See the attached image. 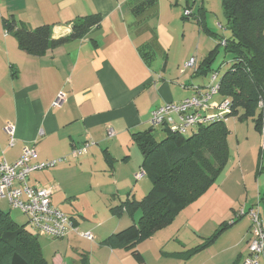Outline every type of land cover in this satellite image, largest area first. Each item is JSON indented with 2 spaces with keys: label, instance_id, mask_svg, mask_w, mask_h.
Returning <instances> with one entry per match:
<instances>
[{
  "label": "crops",
  "instance_id": "1",
  "mask_svg": "<svg viewBox=\"0 0 264 264\" xmlns=\"http://www.w3.org/2000/svg\"><path fill=\"white\" fill-rule=\"evenodd\" d=\"M129 1L0 0V162L6 160L14 164L25 148H34L37 152L34 163L63 159L54 167L33 173L28 183L52 188V205L73 220L78 232L94 236L93 242L77 233L54 239L62 242L59 245L72 248L73 256L64 257L55 251L49 258L44 256L49 264H138L131 250L112 249L103 244L109 236L140 219L139 213L132 217L125 210L116 214L113 209L128 199L140 201L150 192L147 176L136 180V174L142 170L143 156L134 135L152 128L150 117L155 109L195 96L194 87L208 91L212 75L219 72L213 65L206 68L205 59L210 53L207 55L205 49L200 48L202 38L197 47L201 59L196 58V68L182 72L195 55L187 47L185 34L181 38L176 30L181 27V20L195 16L194 0H187L182 11L181 0H175L176 3L159 0L157 8L146 13L142 21L133 15ZM186 10L192 12L190 17L185 16ZM93 14L102 16L100 27L85 38L68 41L40 57L23 52L5 24L15 21L19 27L32 30L49 25L52 38L59 40L72 34L76 18ZM204 26L207 27L206 23ZM186 29L187 25L183 24L185 32ZM208 32L215 39L213 33H216L209 29ZM146 45L155 55L150 64L141 54V48ZM222 75L219 73V80ZM206 77H210L207 87L200 82V78ZM60 94L65 97L57 106ZM216 96L214 102L223 100L220 94ZM231 120L237 119L231 117L226 124ZM10 125L15 129L13 142L7 132ZM233 126L239 125L234 123ZM108 129L114 131L113 138H108ZM257 132L258 157L256 152L249 162L254 169L259 168L258 162L264 161L261 131ZM232 137L230 132L229 148ZM88 142L94 145L84 155H73L75 148ZM241 149L238 141V153ZM232 158L234 168L225 185L239 168H245L246 172V155L242 153L237 159ZM247 174L243 176L245 181ZM257 198L259 203L263 201L260 193ZM243 219L191 260L171 264H243L249 255L252 227L249 217L248 222ZM244 223H247L245 230L236 234L234 241L217 246L227 234L238 233L237 228ZM164 244L151 240L137 245L136 250L146 264H166ZM50 246L58 244L51 242Z\"/></svg>",
  "mask_w": 264,
  "mask_h": 264
},
{
  "label": "trees",
  "instance_id": "2",
  "mask_svg": "<svg viewBox=\"0 0 264 264\" xmlns=\"http://www.w3.org/2000/svg\"><path fill=\"white\" fill-rule=\"evenodd\" d=\"M158 2L130 0L129 6L133 15L142 21L146 13L157 8ZM222 6L227 19L225 30L229 36L213 33L218 41L217 48L210 52L204 64L210 68L215 63L221 46L225 55L231 56V65L220 79L219 94L223 99L231 100L234 118L253 120L261 131L263 113L258 105L264 99V0H222ZM102 21L100 14L78 17L72 24V34L59 40L52 38L49 25L32 30L26 26L19 27L15 21H6L5 24L7 32L16 37L23 52L40 57L68 41L85 38L93 29L100 27ZM223 41L226 42L224 46ZM141 54L148 64L155 59L149 45L141 48ZM163 131L167 135L161 141L157 139L154 128L134 135L142 152V169L151 183V190L142 200L128 199L113 209L116 214L125 210L132 217L139 213L140 219L125 230L112 234L103 243L112 249L131 250L138 264L146 262L136 250L137 245L169 227L183 208L204 195L216 183L230 159V131L225 122L199 127L190 137L172 133L168 128H163ZM263 171L264 161L261 160L258 172ZM244 217L225 224L205 246L170 255L179 261L191 260ZM0 264H49L38 235L18 225L9 212L1 209Z\"/></svg>",
  "mask_w": 264,
  "mask_h": 264
},
{
  "label": "rangeland",
  "instance_id": "3",
  "mask_svg": "<svg viewBox=\"0 0 264 264\" xmlns=\"http://www.w3.org/2000/svg\"><path fill=\"white\" fill-rule=\"evenodd\" d=\"M194 1L195 2H192V10L195 16L189 20H181L182 25L179 29L177 28L176 33L177 36L181 38H183V35L185 34L188 49L193 50L195 58H199L200 53H198L197 47H199L200 38H202V46L200 48L202 50L205 49L207 55L210 53V51L217 48L218 41L209 36L210 34L208 33V29L218 35H221V37H228L229 32L223 29V27H226L227 25V19L224 15L222 0ZM174 3H176L175 0ZM186 3L187 0H181V3L179 4L181 11L186 6ZM198 21H202V23ZM203 21H205L207 27L204 26L205 23H203ZM183 24L187 25L186 32L183 30ZM218 51L220 53L217 60L213 64V67L219 71V73L224 74L231 65V56L225 55L222 46L218 48ZM209 78L210 77L200 78V82L205 83V87H207L210 83ZM216 97L217 98L215 99L219 100V96ZM234 123L238 124L239 126H233ZM226 125H229L228 128L231 127L230 132L233 136L232 145L229 148L230 152H232V156L230 157L231 159H229L226 168L219 175L216 183L198 200L183 208L174 222L163 233H158L157 235H154L153 237L144 241L150 242L151 240H154L155 243H165V252L167 253L165 259L166 264H171L172 262L178 261L169 253L187 252L208 244L215 238V236L218 234L220 229L225 226V224L236 220L239 213L245 211L246 208L248 210L251 208L259 210L261 219L264 223V171L259 173L258 166L254 169L251 168L249 164L252 156L257 152L258 157L259 152V148H257L259 143V135L257 132L258 129L256 128V123L253 120H231ZM190 134H188L187 137H190ZM166 135L167 134L163 131V129H157L156 137L159 141L163 140ZM238 141L241 142L242 145L240 153H238L237 150ZM242 153L246 155L245 166L246 172L248 173L247 181H245L243 178L246 172L245 168L242 167L233 173L232 179H230V181L225 185L224 183L227 180V176L234 168L232 165V157L235 156V159H237L238 154L241 155ZM238 161L239 160H237V162ZM237 182H239L238 185ZM258 187H260L259 192ZM147 189V191H150L151 189L150 182H148ZM258 193L261 194V199H263L261 203L258 202ZM200 199L201 201L199 202ZM0 207L6 209L18 225L25 226L28 230L38 235L44 256L46 258H49L55 251H58L64 257L67 255L68 257L73 256L72 252H70L73 251L72 248L69 249L66 244L59 245L62 243L61 241L51 239L50 237L31 229L28 226V217L20 210L12 208L7 201H0ZM246 218H248V216L244 217L243 220ZM246 222H248L247 219ZM246 224L247 223H244L241 225V227L237 228L238 233H229L227 234V237H224L225 239H223V241L222 239L219 240L217 246L225 244L226 242L234 241L233 239L236 238V234H239L240 231L245 230ZM218 238L219 236L216 240H218ZM51 242L58 244V246H50ZM181 242L185 243V246L181 245Z\"/></svg>",
  "mask_w": 264,
  "mask_h": 264
},
{
  "label": "built area",
  "instance_id": "4",
  "mask_svg": "<svg viewBox=\"0 0 264 264\" xmlns=\"http://www.w3.org/2000/svg\"><path fill=\"white\" fill-rule=\"evenodd\" d=\"M192 12L185 11V16L190 17ZM225 41L222 45H225ZM197 60L191 58L183 67L182 72L194 70ZM196 95L185 99L180 103H168L155 109L151 113L150 125L152 128H168L172 133L187 136L195 129L216 122H227L232 116V103L229 99L214 102V96L219 94V72L212 75V84L209 90L203 92L199 87H194ZM65 95L60 94L55 105H60ZM259 109L263 113L261 122V150L264 153V99L259 102ZM14 127L8 126L7 132L14 141ZM115 135L112 129H108V138ZM94 145L88 142L80 148L73 150V155H84L87 149ZM37 152L34 148H25L20 159L14 164L6 160L0 162V201H7L14 209L20 210L28 217V225L34 231L49 236L53 239H63L72 233H77L85 240L94 241L91 233H80L76 229L73 220L52 205V188L30 186L29 177L40 170L51 168L64 160L50 163H34ZM146 177L142 169L136 174V180ZM248 216L251 219V240L249 255L243 264H264V223L259 210L250 209L242 211L238 217Z\"/></svg>",
  "mask_w": 264,
  "mask_h": 264
}]
</instances>
